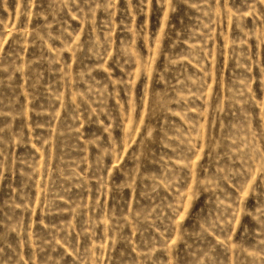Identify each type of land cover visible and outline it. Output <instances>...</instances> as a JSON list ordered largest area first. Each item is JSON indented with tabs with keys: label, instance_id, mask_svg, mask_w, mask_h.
I'll use <instances>...</instances> for the list:
<instances>
[{
	"label": "rangeland",
	"instance_id": "rangeland-1",
	"mask_svg": "<svg viewBox=\"0 0 264 264\" xmlns=\"http://www.w3.org/2000/svg\"><path fill=\"white\" fill-rule=\"evenodd\" d=\"M0 264H264V0H0Z\"/></svg>",
	"mask_w": 264,
	"mask_h": 264
}]
</instances>
